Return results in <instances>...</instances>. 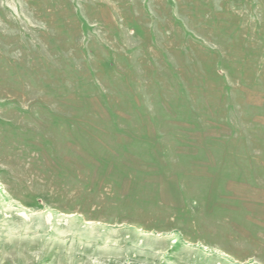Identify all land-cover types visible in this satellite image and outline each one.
Wrapping results in <instances>:
<instances>
[{
    "label": "rangeland",
    "instance_id": "374dc122",
    "mask_svg": "<svg viewBox=\"0 0 264 264\" xmlns=\"http://www.w3.org/2000/svg\"><path fill=\"white\" fill-rule=\"evenodd\" d=\"M0 264H264V0H0Z\"/></svg>",
    "mask_w": 264,
    "mask_h": 264
}]
</instances>
